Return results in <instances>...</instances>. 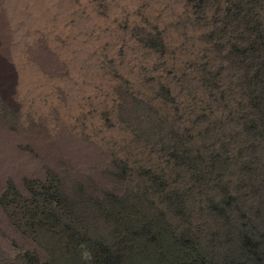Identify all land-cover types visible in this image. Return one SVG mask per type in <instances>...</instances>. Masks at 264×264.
Segmentation results:
<instances>
[{
    "label": "rangeland",
    "instance_id": "1",
    "mask_svg": "<svg viewBox=\"0 0 264 264\" xmlns=\"http://www.w3.org/2000/svg\"><path fill=\"white\" fill-rule=\"evenodd\" d=\"M58 3L64 25H37L26 11L9 32L0 264H92L124 236L123 219L134 227L151 216L162 234L150 218L138 260L126 264H264V139L249 130L243 75L264 52V0ZM173 141L208 147L209 189L186 173L172 183Z\"/></svg>",
    "mask_w": 264,
    "mask_h": 264
},
{
    "label": "trees",
    "instance_id": "2",
    "mask_svg": "<svg viewBox=\"0 0 264 264\" xmlns=\"http://www.w3.org/2000/svg\"><path fill=\"white\" fill-rule=\"evenodd\" d=\"M244 6H241L240 10H243ZM253 10V14H256V10L254 5L251 7ZM262 56V57H261ZM244 59H232V62L235 65H240ZM246 66V65H245ZM258 70H253V69ZM248 71H244V81L247 83L249 80V87L247 89V95L250 96V101L253 102L252 111L248 114L250 126V132L254 133V137L260 135L263 136L264 139V52H260L258 50V54L256 55V59L250 62L247 65ZM258 92V95H255L252 99L251 96ZM252 104V103H251ZM244 130L242 131L241 127H237V130L233 131V136L235 137H242L244 134ZM177 141V140H176ZM183 141H181L182 143ZM170 153L171 156L169 158L172 159V164H170V169L168 171L174 173V183L176 180H179V177L188 176V181L191 187L193 186H203L204 188H210L208 183V177L212 176L211 170L215 168V163L212 162L214 158L208 152V147L203 148L199 145H188L187 142H184L182 147H179L177 142L173 141L170 144ZM173 156V157H172ZM217 168V167H216ZM168 169V167H167ZM179 176V177H178ZM165 184H169V181H166ZM188 189V193H189ZM208 195V194H207ZM209 200H212L208 195ZM185 200L181 201L183 207L185 206ZM203 206L206 204V201L203 199L202 201ZM116 207V206H115ZM135 203L129 202L127 206L124 208L126 215L130 216L131 213L135 211ZM211 206H207L206 209H210ZM207 210V211H208ZM142 214H146V218L149 217V210L147 207H143L140 209ZM209 213V212H208ZM186 214H190L187 212H182V215L185 216ZM212 214V213H210ZM186 217V216H185ZM152 216L148 218L147 221L141 222L142 224H135L133 227V219H123L120 223L119 231L123 233L124 236H120L117 241L112 243H105V241H101V243H105L104 245L107 246L108 250L106 251V255H93L92 257V264H126L128 259L130 263L135 261L137 258L138 260V250H141V243L145 239V235L150 233L148 227L153 224L152 227L155 229L152 230L153 236L158 237V235L162 234L163 230H160L158 227L161 225L159 218H154L152 221ZM141 226V227H140ZM161 228V226H160ZM176 227L172 228L173 232H175ZM93 242L92 239L88 238L85 239V242ZM163 246V245H162ZM161 246V247H162ZM148 251V249H147ZM95 254V253H94ZM156 263V261H155ZM193 263V262H192ZM156 264H175L174 260L170 262H158ZM205 264V262H204Z\"/></svg>",
    "mask_w": 264,
    "mask_h": 264
},
{
    "label": "bare ground",
    "instance_id": "3",
    "mask_svg": "<svg viewBox=\"0 0 264 264\" xmlns=\"http://www.w3.org/2000/svg\"><path fill=\"white\" fill-rule=\"evenodd\" d=\"M1 1L2 0H0V53L2 55L0 54V75L5 74L7 76L5 80L10 82L11 81L10 79L13 77V73H12L13 66L11 62L9 61V59L5 58V56L9 57L8 50H7V46H8L7 44L11 37L9 33L11 31V27L14 26L15 28H18L19 21L21 20L20 18L23 16L24 13H26V11H27V14L28 12L31 13V17L36 21L37 25L44 24L46 21L48 22V20H50L51 22L53 20L58 25H64L66 18H65V14L63 13L62 9L59 8L58 6L59 0H17L16 7L15 5L13 9L12 7H9L8 11H6L7 9L5 10V7H2ZM12 4H15V2ZM26 16L27 15H25V17ZM39 50L41 52L40 56H41V60L43 63H49V62H52V64L55 63L54 55H53L54 53L52 54L50 52L43 51V48H40ZM37 54L39 55V52H37ZM36 81L37 79H35V81H32V82H36ZM6 142L8 144L11 143L10 139L9 141H6ZM7 143H5V145H7ZM1 163L2 162L0 159V168L2 166ZM1 172H2V169H0V173Z\"/></svg>",
    "mask_w": 264,
    "mask_h": 264
}]
</instances>
